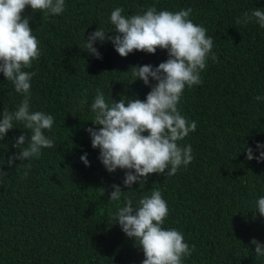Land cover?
Instances as JSON below:
<instances>
[{"label": "trees", "instance_id": "1", "mask_svg": "<svg viewBox=\"0 0 264 264\" xmlns=\"http://www.w3.org/2000/svg\"><path fill=\"white\" fill-rule=\"evenodd\" d=\"M153 3L172 11L191 7L194 22L215 37L219 60L209 61L203 84L186 89L181 101L182 114L198 121L184 141L192 144L195 159L175 175L153 173L128 190L125 170L109 173L101 163L86 131L95 126L89 120L93 115L78 109L74 100L87 97L91 103L97 87L106 94L111 88L117 100L146 99L151 87L142 79L132 82L130 68L158 65L168 58L167 50H136L125 57L108 42L100 46L103 59H97L79 44L97 27H111L115 7L135 13ZM255 7H264V0H68L65 12L55 17L24 10L42 49L30 69L37 73L32 101L36 109L55 115L48 134L56 146L32 162L27 177L23 165L19 170L3 165L9 172L0 184V264H140L142 248L108 220L124 203L108 199L113 182L134 200L154 188L162 190L170 209L165 227L182 230L196 245L186 264H264L256 259L255 246H249L254 236L264 241V216L251 212L253 199L264 195V162L248 160L241 152L245 140L264 141V104L254 100L264 90V28L235 23ZM19 101L0 73V110ZM20 132L11 129L0 141V164L19 150L12 137ZM85 151L90 167L80 159Z\"/></svg>", "mask_w": 264, "mask_h": 264}, {"label": "clouds", "instance_id": "2", "mask_svg": "<svg viewBox=\"0 0 264 264\" xmlns=\"http://www.w3.org/2000/svg\"><path fill=\"white\" fill-rule=\"evenodd\" d=\"M67 6L68 0H0V73L20 95L14 108L0 110V141H5L9 130L21 129L20 134L12 137L19 150L7 155L0 164V184L9 172L4 164L17 170L23 165L22 175L27 177L32 162L41 158L46 148L56 146L48 134L56 123L55 115L36 109L32 101L33 78L37 73L30 69L41 57L42 49L30 24L32 17L23 13L31 7L43 16L55 17L62 15ZM192 13L191 7L172 11L158 9L155 3L135 13H126L123 6H118L109 17L111 27H97L87 36L84 34L79 44L97 59H103L100 46L108 42L125 57L136 50L153 54L158 47L167 50L168 58L158 65L144 63L130 68L132 82L142 79L151 87L146 99L136 96L117 100L111 88L106 94L97 87L91 103L87 97L74 100L78 109L89 110L93 115L89 120L95 126L89 125L86 131L93 148L99 149L101 163L109 173L125 170L123 185L128 190L135 189L137 182L140 186L146 183L153 173L164 174L167 170V176L175 175L195 159L192 144L184 141L196 131L198 121L182 114L181 101L186 89L203 84L209 61L218 62L219 57L214 51L215 37L208 34L203 24L194 22ZM235 23L264 28V7L244 11ZM254 100L264 104V90ZM241 152H246L248 160L264 162V141L251 144L245 140ZM80 159L91 166L88 152ZM110 187L113 190L108 199H123L124 203L118 204L108 220L112 225L118 224L142 248L144 259L140 264H186L196 245H190L182 230L165 227L170 209L162 190L154 188L134 200L121 183L113 182ZM251 212L253 216H264V195L253 199ZM252 245L256 259H264V241L254 236L250 248Z\"/></svg>", "mask_w": 264, "mask_h": 264}]
</instances>
